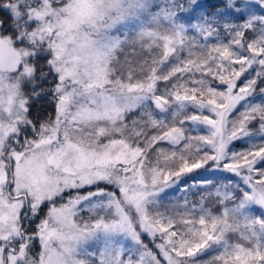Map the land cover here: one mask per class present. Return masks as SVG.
I'll use <instances>...</instances> for the list:
<instances>
[{"label":"snow or ice","instance_id":"1","mask_svg":"<svg viewBox=\"0 0 264 264\" xmlns=\"http://www.w3.org/2000/svg\"><path fill=\"white\" fill-rule=\"evenodd\" d=\"M0 264H264V0H0Z\"/></svg>","mask_w":264,"mask_h":264},{"label":"trees","instance_id":"2","mask_svg":"<svg viewBox=\"0 0 264 264\" xmlns=\"http://www.w3.org/2000/svg\"><path fill=\"white\" fill-rule=\"evenodd\" d=\"M210 2V1H209ZM211 2H214V0H211ZM205 173L203 172V169L201 170H197L196 172H193L191 174H188V176H186L184 179L187 181V183L189 185H192L194 183V180L192 178H196V181L198 179H201L202 176H204ZM207 175V174H206ZM209 179L214 180L215 178L211 177V175H208ZM184 195L187 196V199L190 202H196L199 201L201 196L206 195V192H201L199 191L197 188L193 187L191 189V191H189L188 193H181V192H175L172 193L169 197V199L173 202V203H178V204H182L183 203V197ZM210 207L215 208L216 205L214 203V200L209 204Z\"/></svg>","mask_w":264,"mask_h":264},{"label":"rangeland","instance_id":"3","mask_svg":"<svg viewBox=\"0 0 264 264\" xmlns=\"http://www.w3.org/2000/svg\"><path fill=\"white\" fill-rule=\"evenodd\" d=\"M210 2H211V0H209ZM203 172H204V170H203ZM206 175V174H205ZM212 177V176H211ZM214 178V177H213ZM197 181H199V179L197 180Z\"/></svg>","mask_w":264,"mask_h":264}]
</instances>
